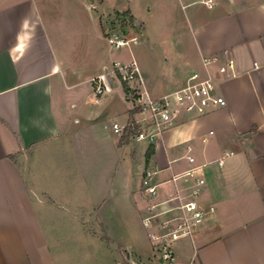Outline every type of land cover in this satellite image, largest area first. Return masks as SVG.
<instances>
[{
  "label": "crops",
  "instance_id": "crops-1",
  "mask_svg": "<svg viewBox=\"0 0 264 264\" xmlns=\"http://www.w3.org/2000/svg\"><path fill=\"white\" fill-rule=\"evenodd\" d=\"M177 1L191 6L192 59L200 65L194 63L176 78L183 83L195 71L212 74L227 105L202 116L180 117L153 143L154 153L149 165L145 163L159 170L162 192L173 189L164 181L190 165L188 153L198 163H209L200 198L205 205L214 203L216 211L198 226L194 242L189 238L177 242L172 264H264V0H212V6L205 3L208 0H162V4L173 12ZM104 4L105 0H0V264L66 260L65 232L42 225L64 199L54 187L38 184L36 165L69 135L67 91L76 93L110 68L104 41L114 31L117 14L135 19L131 7L109 9ZM214 57L217 61L205 64ZM229 59L235 62L234 70L221 72L220 64ZM93 94L97 96L95 90ZM83 107L77 122L98 118L94 104ZM125 144L120 136L118 147ZM147 144L146 151L151 143ZM226 150L234 154L226 157L232 161L222 174L226 158L222 166L216 160ZM212 164L220 168H211ZM145 203L144 199L142 214ZM84 208V213H91L92 207ZM81 233L80 240L113 241L105 231L84 226ZM121 248L129 252L126 264L152 260L140 244L124 248L118 243L114 264H121Z\"/></svg>",
  "mask_w": 264,
  "mask_h": 264
},
{
  "label": "rangeland",
  "instance_id": "rangeland-1",
  "mask_svg": "<svg viewBox=\"0 0 264 264\" xmlns=\"http://www.w3.org/2000/svg\"><path fill=\"white\" fill-rule=\"evenodd\" d=\"M177 2L179 7L173 12L162 0H105L104 4V8L109 9L131 7L135 19L117 14L113 29L127 37L138 38L137 43L120 48L105 40L106 64L112 68L115 60L135 59L145 82L144 88L154 97L180 88L186 82L179 83L176 76H184L194 63L200 65L192 59L195 42L191 6L183 7ZM81 88L78 93L67 91L71 116L68 137L58 141L55 148L48 149L36 165L38 184L54 187L57 195L64 199L55 213L42 220L46 230H61L66 234L63 239L67 256L62 257L66 260H61L60 264H114L118 243L124 248L140 244L147 256L152 257L147 264H170L154 257L158 254L153 250L142 221V177L144 170L150 168L145 164L148 142L134 140V130L131 142L118 147L121 134L113 130L114 122L126 124L131 116L133 102L128 100L125 83L119 82L112 90L97 96L93 94V82ZM87 93H90L88 98ZM91 104L96 107L98 118L77 122L78 110ZM231 161L232 157L226 158L225 166L218 171L222 174L229 171ZM216 166L212 164L211 168ZM84 207H92L91 213H84ZM84 226L107 232L113 241L105 238L104 242L95 243L88 237L80 240ZM128 257L129 252L121 248V264H126ZM135 257L136 261H141L137 253Z\"/></svg>",
  "mask_w": 264,
  "mask_h": 264
},
{
  "label": "built area",
  "instance_id": "built-area-1",
  "mask_svg": "<svg viewBox=\"0 0 264 264\" xmlns=\"http://www.w3.org/2000/svg\"><path fill=\"white\" fill-rule=\"evenodd\" d=\"M205 3L213 5L212 0ZM107 40L118 48L138 42L136 36L127 37L116 30L108 35ZM212 61H217V58L205 59L204 62L209 64ZM234 68L235 62L230 59L220 64V71L223 73ZM92 82L97 95L110 91L119 82L130 87L128 100L133 102L132 108H140L137 113L142 115L133 127L136 130L134 140L138 142L155 143L185 114L202 116L227 105L225 96L217 90L218 82L215 77L210 73L203 76L197 71L189 76L182 87L154 97L144 88L145 82L135 59L127 62L113 61V67L94 77ZM128 125L129 122H114L113 130L123 134ZM191 149L188 145L187 150L190 152ZM233 154V151L226 150L216 161L222 166L225 158ZM186 159L190 165L164 181L173 185L171 191H161L163 182L157 179V169H145L142 177L141 188L146 201L142 214L143 225L147 229L153 250L158 254H154V257L170 264L177 260V242L183 238L194 242L198 226L216 211L214 203L205 205L200 198L207 183L205 168L209 163H198L195 156L189 153Z\"/></svg>",
  "mask_w": 264,
  "mask_h": 264
},
{
  "label": "trees",
  "instance_id": "trees-1",
  "mask_svg": "<svg viewBox=\"0 0 264 264\" xmlns=\"http://www.w3.org/2000/svg\"><path fill=\"white\" fill-rule=\"evenodd\" d=\"M125 92L127 94H129L130 92V87L125 84ZM140 110L139 107H135V108H131L130 109V125H128L124 131V133L121 135V144H125V143H128L131 141V135L132 133H134V125H136V118L134 117L135 114ZM154 153V144L151 143L149 146H148V149L146 151V164L149 165L150 163V160L152 158V155Z\"/></svg>",
  "mask_w": 264,
  "mask_h": 264
}]
</instances>
